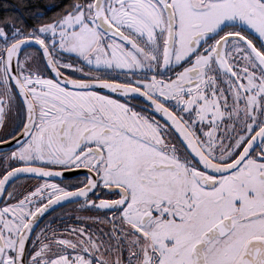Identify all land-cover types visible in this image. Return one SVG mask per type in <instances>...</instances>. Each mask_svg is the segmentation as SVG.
Returning a JSON list of instances; mask_svg holds the SVG:
<instances>
[{"label": "snow or ice", "instance_id": "snow-or-ice-1", "mask_svg": "<svg viewBox=\"0 0 264 264\" xmlns=\"http://www.w3.org/2000/svg\"><path fill=\"white\" fill-rule=\"evenodd\" d=\"M57 7L0 23V264H264V0Z\"/></svg>", "mask_w": 264, "mask_h": 264}, {"label": "trees", "instance_id": "trees-1", "mask_svg": "<svg viewBox=\"0 0 264 264\" xmlns=\"http://www.w3.org/2000/svg\"><path fill=\"white\" fill-rule=\"evenodd\" d=\"M67 3V0H0V23L4 19L14 17H28V22H33L30 12L44 11L48 16L56 14L59 7Z\"/></svg>", "mask_w": 264, "mask_h": 264}, {"label": "flooded vegetation", "instance_id": "flooded-vegetation-1", "mask_svg": "<svg viewBox=\"0 0 264 264\" xmlns=\"http://www.w3.org/2000/svg\"><path fill=\"white\" fill-rule=\"evenodd\" d=\"M72 207H73V206L70 205V204H65V205L62 206L63 210H66V211L71 210ZM61 210H62V209H60V208L56 209L57 212H60ZM51 215H52L51 212L47 213L46 216L44 217V219H42V220L40 221V224L42 225V224L44 223V220L47 219L48 216H51Z\"/></svg>", "mask_w": 264, "mask_h": 264}]
</instances>
